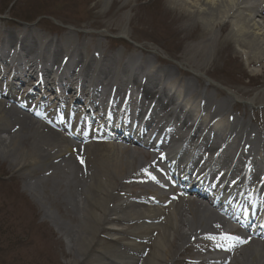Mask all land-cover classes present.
Returning a JSON list of instances; mask_svg holds the SVG:
<instances>
[{"label":"bare ground","instance_id":"6f19581e","mask_svg":"<svg viewBox=\"0 0 264 264\" xmlns=\"http://www.w3.org/2000/svg\"><path fill=\"white\" fill-rule=\"evenodd\" d=\"M172 1L176 7L185 4L184 0ZM199 1L202 4L197 7L194 3L193 10L177 13L180 14L177 19H194V23L206 27L204 33L208 41L216 28L224 34L214 38V56L234 43L242 48L246 61L260 64L264 58V34L254 30L264 26V0ZM256 17L263 22L256 21ZM156 22L168 26L161 20ZM129 23L133 20L126 19L125 24ZM249 29L256 35L252 42H249L253 36ZM4 34L5 38L0 41V64L11 58L12 65L6 76H11L13 84L2 83L4 75H0V88H5L0 91V134L6 135L0 137V158L24 172L22 178L37 174L41 170L36 167L40 165L52 174L53 178L43 177L44 180L35 175L45 184L38 195L37 185L32 181L25 184L23 191L39 205L45 220L59 232H66L67 250L76 255L79 263L102 264L106 259L104 264H170V260L174 264H186L179 256L185 245L215 235L234 243L208 250L209 254L223 251L224 257L211 254L197 264H236L238 261L264 264V114L258 116L261 120L258 125L256 118L244 114L247 119L241 120L240 114L226 112L227 109L237 110L240 104L236 99L242 108L253 109L258 103L256 99L245 101L230 91L228 99L213 101L199 91V81L196 83L190 77L196 71L181 67L182 71L176 74L163 69L164 62H159L162 60L158 56L155 62L161 65L153 62L146 55L149 54L147 47L137 43L132 44L133 52L125 53L121 59L117 57L118 52L104 56L98 47L99 40L93 38L85 43V40L73 41L67 34L60 44L58 40L45 39L30 31L22 38L11 32ZM85 47L89 49L83 52ZM22 66L21 73L18 69ZM74 68H77L75 73ZM71 70L82 88L88 89L82 82L89 81L88 100L82 99L85 91L80 88L74 91L68 82L66 97L69 101L58 91H52L51 100L42 93L51 82L62 84V78ZM42 78L45 83L41 82ZM98 84L102 86L97 94L100 102L105 100L111 108L122 110L120 117L113 118L112 127L103 124L94 129L88 116L95 111L101 118L98 112L102 108L92 96L96 97L94 88ZM16 90L21 91V95L14 100L12 93ZM35 92L38 93L36 108L21 111L22 103L17 102L22 97L29 100ZM105 102L104 107L109 108ZM78 104L83 110L74 117ZM44 105L45 110H42ZM216 117L218 120L212 121ZM211 121L216 124L214 129ZM119 122L123 126L128 124L129 128H119ZM140 132L145 136L144 140H139L140 147L149 154H140L141 158L137 159L139 152L129 151L128 146L115 141L120 136L125 140L137 139ZM210 137L213 142L208 144ZM101 139L114 141L107 142L99 153L95 148ZM81 148L91 159L89 163H97V170L83 179L74 165H67ZM50 162L56 164L54 170ZM136 162L137 170L130 178L149 168L154 171L161 164L170 172L172 181L159 185L158 189L151 183L152 177L135 180L140 193L129 194L126 200L119 199L112 205L111 191L115 190L112 184L119 183L120 178L123 188L124 183H128V177L123 175ZM86 163L88 165L87 160ZM192 167L200 170L199 176L191 175ZM86 171L89 170L86 168ZM156 172L157 176H165L160 169ZM174 181L178 190L174 188ZM206 183L209 186L206 187ZM48 186H58L57 195L50 194ZM75 187L81 191L77 192ZM42 199L61 209V215L71 224L58 222ZM233 224L241 225L246 234L234 240L237 230ZM180 227L186 229V234L180 235L179 243L173 247ZM102 229L108 241L98 238ZM255 241L250 250L246 249L245 245Z\"/></svg>","mask_w":264,"mask_h":264},{"label":"rangeland","instance_id":"374dc122","mask_svg":"<svg viewBox=\"0 0 264 264\" xmlns=\"http://www.w3.org/2000/svg\"><path fill=\"white\" fill-rule=\"evenodd\" d=\"M184 1V5L176 7L172 0H127L126 2L125 0H109L108 2L105 0H0V41L5 38V32H11L14 36L22 38L27 31H30L45 39L58 40L59 43L68 34L73 41L85 40V43H87L91 38L99 40L98 47L104 56L106 54L113 56L114 53L118 52L117 57L121 59L125 57V53L133 52L132 44L137 43L140 46L147 47L146 50L149 54L146 53V55H149V59L153 62L158 56L162 60L159 62H164V64L161 65L158 61L156 62L163 69H170L176 74L182 71L181 67L188 71H196L192 72L195 77L192 75L190 77L196 83L199 81L198 87L201 89V93L203 95L207 94L213 101L218 102L228 99L230 91L236 97L240 95L245 101L256 99L258 103L255 104L253 109L242 108L239 105L236 111L227 109L226 112L236 115L239 113L241 120L247 119L246 117L256 118L259 125L261 120L258 116L264 114V58L260 64H251L242 56V48L234 43L227 45L225 50L214 56V38L221 35V33L217 28L214 29L213 37L208 41L206 39L209 38H206L204 33L206 27L194 23V19H177L180 15L177 13L184 12L186 9L193 10L194 8L191 6L194 3H197V7L202 4L199 0ZM126 19H129V21L132 19L133 23L135 21L136 23H129L127 26L125 24ZM156 20H161L168 26L163 27ZM255 20L261 21V18L256 17ZM262 22L263 20L259 23ZM124 26L126 28L123 29ZM257 28L254 32L264 34V26L260 28L257 26ZM250 32L253 36L249 42H252L256 35L252 30ZM222 36L224 34L220 37ZM88 49L85 47L83 52ZM244 51L247 50L244 49ZM251 51L255 52L253 48ZM206 67L208 70H206ZM7 71L8 68L3 67L1 69L2 74L5 76L2 81L4 84L10 81V77L6 76ZM199 78H202V80H197ZM51 87L50 84L46 86V89L41 90L48 98L53 94ZM4 89L0 88V91ZM245 93L247 94L243 95ZM37 94L35 92L29 100L22 97L17 102L22 103L20 105L23 107L20 110L25 112L27 108L35 109ZM19 95H21V91H13L12 98L17 100L20 97ZM9 103L16 104L19 107L17 103ZM76 108H80L79 104ZM42 110H45V106ZM243 114L246 117H243ZM253 123H255V120H253ZM5 136L3 133L0 134L1 138ZM106 143L107 141L100 140L95 151L98 149L99 153L100 149L103 151ZM120 145L128 146L129 151L139 152L136 155L137 159L141 158L140 154L145 152H147V155L149 154L148 151L141 149L139 146ZM85 152L84 148L77 149L75 154L70 157L72 163L67 164L68 166L74 165L82 179L97 170L95 168L97 163H89L91 159L85 155ZM82 156L85 159L81 158ZM50 164L52 165L51 170L56 167L55 163L50 162ZM61 166L64 168L63 165ZM36 168L41 170L35 174L39 180L40 178L44 180L43 177L53 178L50 172H46V168H41V165ZM86 168L89 170L88 172ZM130 169L128 170L130 173H126L128 172L126 171L123 175V177H128L126 182L129 183H124L122 188V179L119 178V183L115 181L112 184L115 188L114 191L113 189L111 191L112 205L119 199H122L120 201L126 200L129 194L140 193L141 188L135 185L134 180L142 179L146 173L142 172V174L130 179L133 176L131 174L137 170V162ZM147 171L152 172L151 168ZM23 174L24 172L9 166L0 158V264H81L75 258L76 255L70 254L67 250L66 232H59L48 219L45 220L40 212L39 205L23 191L25 184L32 181L37 185L38 195L39 192L43 191L42 185L45 184L43 181L37 180L34 174L29 179L22 178ZM50 175L52 177H48ZM157 180L161 181L160 179ZM78 187L74 189L80 192L81 189ZM58 190V186L54 188L48 186L49 193L54 196L57 195ZM74 191L76 192V190ZM42 202L45 204L46 201L42 199ZM46 203L58 222H68V219L61 215L63 214L61 209L50 205L48 200ZM197 217L200 218L199 215ZM68 223L71 224V221ZM179 229L173 247L179 243L180 235L186 234V229L182 227ZM221 233L225 234V231H221ZM236 234L241 235L242 232L237 231ZM236 234L234 238L237 237ZM105 235L107 234L102 229L98 238H104ZM211 237H202L187 243L180 252V259L184 262L187 259L194 262L193 264L202 263L201 259L210 255L207 253L209 249H215V246L219 248L222 245L215 239L217 236L213 235ZM256 243L251 242L246 246V249L250 250ZM95 249L97 250V248ZM105 262L102 261V264ZM169 262L174 264L171 260ZM236 264L242 263L238 261Z\"/></svg>","mask_w":264,"mask_h":264}]
</instances>
